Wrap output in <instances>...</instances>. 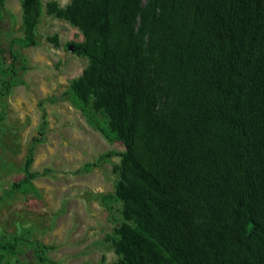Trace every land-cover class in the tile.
<instances>
[{
  "label": "trees",
  "instance_id": "trees-1",
  "mask_svg": "<svg viewBox=\"0 0 264 264\" xmlns=\"http://www.w3.org/2000/svg\"><path fill=\"white\" fill-rule=\"evenodd\" d=\"M20 1L23 36L11 45H35L40 0ZM47 10L84 37L69 46L88 65L65 94L125 148L103 155L121 157L120 177L113 195L99 194L122 205L114 264H264V0H71ZM26 68H4L0 103ZM45 124L17 191L35 189ZM46 248L34 247L41 263Z\"/></svg>",
  "mask_w": 264,
  "mask_h": 264
},
{
  "label": "rangeland",
  "instance_id": "rangeland-1",
  "mask_svg": "<svg viewBox=\"0 0 264 264\" xmlns=\"http://www.w3.org/2000/svg\"><path fill=\"white\" fill-rule=\"evenodd\" d=\"M70 1L40 0L31 46L11 45L23 36L21 1L5 0L0 12V78L13 60L27 66L19 71L23 83L0 103V264H114L118 258L122 205L105 204L99 194L113 195L120 177L121 157L103 155L125 148L92 128L65 94L88 65L69 46L84 37L47 5ZM43 119L30 166L35 189L17 191L13 185L25 175L27 150ZM38 244L47 246L46 263L35 255Z\"/></svg>",
  "mask_w": 264,
  "mask_h": 264
}]
</instances>
